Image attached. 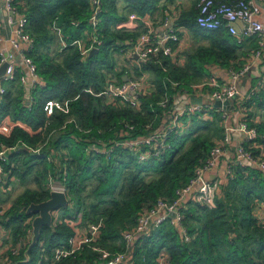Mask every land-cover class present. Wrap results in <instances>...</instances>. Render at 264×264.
<instances>
[{"label":"trees","instance_id":"obj_1","mask_svg":"<svg viewBox=\"0 0 264 264\" xmlns=\"http://www.w3.org/2000/svg\"><path fill=\"white\" fill-rule=\"evenodd\" d=\"M178 1L102 0L97 33L103 43L97 53L82 57L77 45L70 43L92 31L89 0H14L27 18L25 30L34 42L29 55L39 80L26 89L17 77L0 97V118L10 116L22 123L13 126L8 135L0 133V149L1 144L18 148L8 153L3 162L7 175L3 187L8 186L12 175L22 183L31 180L35 185L26 186L16 196L0 223L10 230L12 244L23 238L26 229H31L26 208L31 202L49 197V177L62 184L69 204L57 211L59 215L51 227H41L27 262H23V253L29 237L7 264H94L98 255L92 245L120 250L123 229L133 226L138 213L157 198L172 199L215 140L223 136L220 113L208 110L182 116L184 124L175 128L168 119L170 126L158 131H167L166 135L141 148L143 159L138 158L137 149L109 143L155 130L159 122L166 121L161 100L167 98V105H172L176 95L183 90L191 92V84L208 77L212 65L238 69L258 48L255 36L237 42L225 27H198L195 18L200 0H190L185 9L178 8ZM169 5L175 6L177 23L197 38H206L208 44L185 52L182 65L174 63V55L150 58L140 68L117 70L114 53H123L144 30H140V19L135 25L125 22L127 14L153 15ZM55 19L67 43L62 49L50 28ZM109 71L115 83L123 81L124 74H147L150 88L138 96V109L125 102L110 103L106 96L98 94ZM48 99L66 102L67 111L55 109L47 116L42 105ZM236 106L242 119L256 127L252 141L264 147V83ZM123 123L133 128H125L119 136ZM91 140L108 142L110 154L86 153L85 146ZM158 143L162 148L154 154ZM40 144L41 149L34 151ZM243 145L254 155L260 152L251 141ZM231 172L221 184L213 207L191 201L185 204L183 225L191 236L189 241H182L169 223H161L137 240L131 264H159L156 258L163 250L167 254L165 264H264V170L236 164ZM258 207L263 209L262 218L257 216ZM99 219L102 226L97 239L69 256L54 259V248L65 245L74 234L72 223L88 226Z\"/></svg>","mask_w":264,"mask_h":264},{"label":"built area","instance_id":"obj_2","mask_svg":"<svg viewBox=\"0 0 264 264\" xmlns=\"http://www.w3.org/2000/svg\"><path fill=\"white\" fill-rule=\"evenodd\" d=\"M261 2H264V0H200L197 4L198 13L195 18L198 27L202 29H218L225 27L229 34L234 35L237 42H241L246 37L255 36L258 38V48L248 55L245 63L241 67L238 69H228V73L224 79L219 81L215 75H210L208 78L206 77V79L191 84V92L183 90V92L180 93V95H184V101L182 103L174 101L172 105L168 106L167 98L161 100L159 104L161 107L166 108V121L159 122L155 130H150L148 134L136 138L109 141V143L111 142L114 145H122L137 149L139 152L138 158L143 159L144 155L141 152V148L145 144L153 145L152 143L156 142L158 136L166 135L167 131H158L159 129L165 130L170 126L167 124L168 119H171L172 126L175 128L184 124L181 118L182 116L215 110L220 113V121L224 129L223 136L219 139V142L212 145L206 157L195 165L191 177L184 185L176 189L172 199L157 198L150 207L143 208L138 213L133 226L123 229L121 232L123 244L120 250L111 251L97 244L92 245L93 250L96 251L98 255V261L94 264H131L133 247L137 240L148 234L151 229L164 222L169 223L176 230L182 241H189L191 236L183 225V208L187 202L191 201L201 206L213 207L219 188L221 184L226 181L227 177L231 175V167L233 165L249 164L264 170V147H259L256 142L255 144L252 141L256 134V127L249 126L248 123L242 119L243 114H241L240 108L236 106L237 103L235 104V109L239 112L240 116L237 124H233L230 121L232 109H227L225 106L215 107L213 104L216 99L223 103L227 99H230L231 96L240 94L239 83L241 79L253 66L262 62L264 22L259 18ZM101 3L102 0H89L90 15L88 21L92 31L86 37L74 39L70 43L77 45L82 57L89 56V52L92 48L97 47L99 49L100 45L103 43L97 33ZM174 7V5H169L168 8H164L161 11V13H163L162 16L156 22H154V17L152 15L138 17L132 14L136 16L137 19H140L142 21L141 23L145 22V24L143 23L145 26L144 30L131 40L128 48L121 53L130 66H138L140 68L141 65L150 58L158 60L161 57L168 56L172 58L175 55L176 49L180 43V33L186 31L187 28L177 23L178 15ZM3 8L7 15V23L13 27V35L18 41L23 42L25 45L20 46L21 49L18 53L22 65L18 74L16 73L17 66L13 54L0 50V67L2 64H5L4 72L0 76V97L5 93L7 85L17 79V77L19 82L27 88H32L39 80L36 65L29 55L34 42L32 37H30L25 30L27 18L17 9L14 0H3ZM178 8L180 7L178 6ZM50 28L56 34L60 42V49L64 48L67 43L62 38L61 30L57 25L56 19L52 21ZM18 41L15 42V45L18 44ZM146 75L145 72H142L139 76L133 74L119 83H115L114 79H108L103 89L98 94L106 96L110 103L119 104L118 102H125L138 109L141 104L138 96L150 88V83L147 81ZM262 83H264V81L259 84ZM257 85L249 89L248 94L247 92L242 94L241 99L246 98L252 93ZM205 86L208 88L204 89ZM200 88L205 91V95L200 97V102H195L192 97L196 94V90ZM204 97L205 100H203ZM26 102L28 103V100H26ZM42 108L47 116L51 115L55 109L67 111L66 102L59 99L46 100ZM17 124L22 125V123L15 121L13 125L10 126L9 130L11 131L12 127ZM125 128H133V126L123 123L122 127L119 128V136L123 134ZM232 131L242 133L244 138L237 143L234 155L226 166L224 177H221L219 172H215L214 170L217 169L220 161L228 153ZM245 141H251L252 146L260 148V152L257 155L252 154V152L243 145ZM107 143L108 142L105 141L91 140L89 145L85 146V152H98L109 155L111 147H108ZM161 148V143H158L154 148V154H157ZM40 149L41 144L33 148L34 151H39ZM17 150L18 148L16 146L6 147L1 144L0 185H4L7 181L3 162L6 161L8 153L16 152ZM11 178L12 176L9 177V180ZM48 187L50 190H64L62 184L53 178L52 180L50 178L48 181ZM4 212L5 209L0 206V217L3 216ZM257 216L262 218L261 214H257ZM261 223L264 228V221L261 220ZM72 224L74 225V223ZM101 226V219L95 223L88 224L84 233L78 232L73 226L74 234L68 238L67 243L54 248V259L57 260L69 256L77 250H80L83 245L93 242L98 238ZM2 227L3 226L0 224V231H4L5 228L3 229ZM28 233L30 239L31 229L28 230ZM26 238H20L16 244L7 247V250L3 254V257H6L7 263H11V257L19 254ZM166 255V251H161L156 258L157 262L159 264H165Z\"/></svg>","mask_w":264,"mask_h":264},{"label":"crops","instance_id":"obj_3","mask_svg":"<svg viewBox=\"0 0 264 264\" xmlns=\"http://www.w3.org/2000/svg\"><path fill=\"white\" fill-rule=\"evenodd\" d=\"M177 4L181 9H185L184 3H182L181 1H178ZM119 5H120V2H119ZM162 14L163 13H161L160 10L157 12H154V14L152 15L154 17V22H156L158 19H160ZM6 17H7V15H6V12L3 8V0H0V50L3 52H8L9 54H13V56L15 57V62H16V66H17L16 69H17V72H19V69L22 68V65H21L20 57H19L18 53L20 52V49H21L20 46L25 45V44L21 41H18L15 38V36L13 35V27H12V25L7 23ZM259 18L264 22V2L260 3ZM125 22H127L128 24H134L135 25V23H139L140 21H138L136 16H134L132 14H127V17L125 18ZM143 23L145 24V22H143ZM143 23H141V24L143 25ZM185 36H187V37H189V39L193 40L194 43L196 44L195 46H197L199 44H204V45L208 44V40L206 38H204L202 36H198V38H197L196 36H194L191 33V31H188V30L183 31L182 33H180V43L176 49L175 57L173 58L174 63L176 65H182L184 63L185 52H188L187 50L184 51V49H183V38ZM16 41H18L17 45H15ZM57 42L59 45L60 44L59 40ZM59 48H60V45H59ZM182 52H183V56H181ZM180 56H181V58H180ZM210 69H211L210 75H215L219 81L224 79L228 73V69L221 68V67H218L216 65H212L210 67ZM2 74H3V72L0 71V76ZM263 81H264V49H263L262 62L256 66H253L246 73V75L241 79V81L239 83V93L240 94H239V97L233 102L234 109L231 110V119H230L231 123L237 124V122L239 121L240 116H239V112L235 109V104L241 99L242 94H245L249 89L254 88L255 85H257ZM25 88L30 89V88H27L26 86H25ZM205 88H208V87L205 86L204 89ZM26 94H28V93H26ZM204 95H205V91L202 88H200L199 90H196V94L193 97L201 99L200 97H203ZM203 100H205V97L203 98ZM174 101L175 102L179 101L180 103H182L184 101V95H178V96L176 95L174 98ZM14 122L15 121H13L10 116L1 117L0 118V132L7 135L10 131L9 130L10 126L13 125ZM242 135H243L242 133H239L236 131L231 132V135H230L231 144H230V147L228 149V153L220 161L217 169L214 170L215 172H219V175L221 177H224V174L226 172V166H227L228 162L231 161V159L234 155L235 147H236L237 143L239 141H241L242 138H244ZM0 188L5 190V187H3V185H0ZM54 213H56V216H57L58 212L54 211ZM257 214L262 215L263 209L258 207L257 208ZM28 221H30V219H28ZM28 230L29 229L27 228L23 238L28 237V235H29ZM9 237H10V230L4 229V231L3 230L0 231V264H7L6 257L5 256L3 257L4 252L7 250V248L6 247L4 248V246H3V240H4V238L7 239ZM12 245L13 244L11 243L10 246H12Z\"/></svg>","mask_w":264,"mask_h":264},{"label":"water","instance_id":"obj_4","mask_svg":"<svg viewBox=\"0 0 264 264\" xmlns=\"http://www.w3.org/2000/svg\"><path fill=\"white\" fill-rule=\"evenodd\" d=\"M99 49L94 47L90 50L89 56L97 53ZM135 56V55H133ZM5 64H2L0 71L4 72ZM127 75L122 76V80H126ZM239 97V94L231 96L230 99H227L223 103L219 100H214V106L220 107L225 106L227 109H233V102ZM193 101L200 102L199 98L192 97ZM69 204V199L67 193L64 190L60 189H51L49 191V197L40 202H31L27 208L26 213L30 215V224H31V236L29 243L23 253L24 259L23 262H27L29 259V250L36 244L40 236V229L43 226L51 227L54 223V211H58L62 207H66Z\"/></svg>","mask_w":264,"mask_h":264},{"label":"rangeland","instance_id":"obj_5","mask_svg":"<svg viewBox=\"0 0 264 264\" xmlns=\"http://www.w3.org/2000/svg\"><path fill=\"white\" fill-rule=\"evenodd\" d=\"M181 1L182 3H184V6L185 7H188L189 4H190V0H179ZM130 16V15H129ZM137 24V23H135ZM144 24L140 27V30H142L144 28ZM195 43L193 40L189 39V37L185 36L183 38V49L184 51L187 50H191L193 47H195ZM183 51V52H184ZM183 52L181 53V56H183ZM180 56V58H181ZM114 59L116 60L115 62V67L117 70H120V69H123V68H129L130 69V65L129 63L124 59V57L122 56V54H120L119 52H116L114 53ZM114 67V68H115ZM104 72H107L106 69L103 70ZM111 73L110 71L107 73L106 75V80L105 82L111 78ZM249 91V90H248ZM248 91H247V94H248ZM220 124H221V121H220ZM222 125V124H221ZM216 142H219V139L215 140V143ZM51 180H52V177H50ZM50 178L48 179V181L50 180ZM54 179V178H53ZM34 182H32L31 180H28L25 183H22L20 180H18L17 178H15L13 175H12V178L10 179V182L8 184V186L5 187V190L0 188L1 191H3V195H4V199L3 198V195H2V192L0 191V206H2L5 211L8 209V207L10 206V204L14 201V199L16 198V196L18 194H20L25 188L26 186L27 187H31V186H34ZM2 197V198H1ZM59 213H57V216H56V213H54V217H58ZM54 218V219H55ZM2 221V217H0V222ZM1 224V223H0ZM2 225V224H1ZM74 228L75 230H77L78 232L80 233H84L86 231V226L84 225H81V224H78V223H75L74 225ZM11 238H4L3 240V246L4 248L6 247H9L11 245Z\"/></svg>","mask_w":264,"mask_h":264}]
</instances>
